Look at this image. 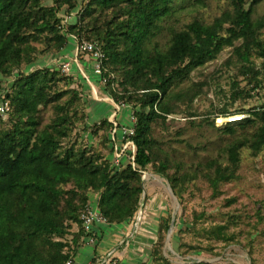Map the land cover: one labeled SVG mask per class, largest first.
Returning a JSON list of instances; mask_svg holds the SVG:
<instances>
[{"label": "trees", "instance_id": "obj_1", "mask_svg": "<svg viewBox=\"0 0 264 264\" xmlns=\"http://www.w3.org/2000/svg\"><path fill=\"white\" fill-rule=\"evenodd\" d=\"M52 1L47 5L46 0H0V76L12 79L9 86L4 84L10 94L0 98V103L7 99L10 104L8 119L0 116V264H74L87 237L82 216L92 196H99V210L112 227L136 222L148 200L144 175L149 168L182 199L198 173L208 175L216 193L221 183L238 178L245 150L253 157L264 151V106L260 111L228 112L264 84V64L263 70L256 66V59L264 58V16L257 15V6L264 0H217L228 2L229 7L211 22L195 18L184 26L178 14L201 12L207 0ZM192 2L203 7L192 8ZM65 8H79L74 24L59 17ZM104 15L110 17L100 22L98 16ZM69 37L77 46L88 42L102 47L106 91L134 109L131 159L123 168L92 149L66 145L87 112L76 89H60L67 80L61 69L25 71L39 62L40 55L62 54ZM226 48H233L230 63L247 84L241 89L235 78L232 104L218 110L223 113L219 117L244 111L253 118L226 124L223 157L188 166L163 148L155 128L166 126L172 115L196 116L192 105L184 101L192 103L206 90L199 84L185 92L181 87ZM97 82L102 83L98 77ZM49 107L55 116L44 124V109ZM188 124L214 126L215 121ZM118 129L108 118L101 120L99 130L114 154L116 144L108 136ZM158 225L152 264H173L164 254L169 224L159 221ZM207 235L235 241L228 225L216 226ZM91 264H103V260Z\"/></svg>", "mask_w": 264, "mask_h": 264}, {"label": "rangeland", "instance_id": "obj_2", "mask_svg": "<svg viewBox=\"0 0 264 264\" xmlns=\"http://www.w3.org/2000/svg\"><path fill=\"white\" fill-rule=\"evenodd\" d=\"M46 1L47 5L53 4L52 0ZM207 2L208 6L201 12L189 14L181 11L178 14L180 25L184 26L195 18L211 22L229 7L226 1L207 0ZM189 6L197 9L203 7V4L198 5L192 2ZM78 12L79 8L73 11L65 8L60 11L59 17L66 24H74L77 21ZM257 15L264 16V3L257 6ZM104 17L108 18L110 15L98 16L99 21L103 22ZM77 47L74 39L69 37L67 48L69 51L65 56L40 55L39 62H36L38 65L35 64L32 69L25 68V71L30 72L36 68L47 67L60 70L61 58L69 60L72 71L69 75L61 71L67 80L60 83V89L67 87L76 89L86 104L87 117L77 125L78 127L66 141V145L92 149L96 155L112 161L114 151L111 145L104 141L103 132L99 130L101 120L106 118L113 120L110 118L116 117L114 123L119 125L117 132L119 134L121 130L122 134L123 128L130 129L135 124L134 109L131 105H124L112 98L106 91L104 83L96 81L93 83L94 86L89 83L86 85V82L78 78L77 74H82L81 72L87 68L86 65L91 67L92 62L90 58L83 55L77 56L76 51L72 52L71 49L77 50ZM232 52L233 48H226L218 59L198 69L189 80L183 83L181 90L184 92L196 84L200 85L199 88L206 90L205 94L197 96L192 103L189 100L184 101L192 105L196 116L172 115L168 118L166 126L160 125L155 128V135L163 148L188 166L207 158L224 155V146L228 140L224 134L227 123L222 119L223 117H219V114L223 116V113L218 110L232 104V84L235 78L238 79L241 89H245L247 84L244 77L239 75L237 67L230 63ZM263 64L264 58L256 59V66L259 69H262ZM262 73L264 75V70ZM69 79L72 81L67 85L66 83L70 82ZM1 80L3 85L6 83L9 86L12 79L8 80L0 76ZM8 86L4 85L2 88L0 86V98L10 94L11 89ZM251 96L235 102L228 112H237L236 110L241 109L251 112L255 109L260 111L264 106V84L252 91ZM95 98L107 101L108 105L94 104L93 102H97ZM96 113L98 117L93 116ZM240 114L244 115V120L253 118L250 112L243 111ZM0 116L5 121L8 119L7 114L0 113ZM54 116L53 107L44 109L42 116L44 124H49ZM205 119L215 121V125L204 124L193 128L188 124L191 120ZM197 176V180L189 186L187 193L179 199L168 181L149 168L144 175V180L150 207L147 211L143 210L142 214L139 213L136 222L130 227H121L118 230V240L111 241L113 243L108 246L109 250L106 253L95 252L93 260L98 262L107 258L110 263L115 261L116 264H152V248L155 243H158V224L159 221H165L169 224V230L166 235L164 254L173 264L199 262L264 264V151L259 157H253L249 151L245 150L238 178L221 183L216 193L207 178L208 175L198 173ZM145 219L147 223L144 225ZM219 225L230 227V232L235 236L234 243L208 237L207 232ZM114 230L110 227L97 231L98 239L101 233L104 232L105 236L109 232L114 233ZM101 241L99 243L98 240L97 251ZM87 243L93 247L89 241ZM114 243L117 246L115 247L117 258L114 251H110ZM249 252H252V255H249ZM138 259L141 261L138 262Z\"/></svg>", "mask_w": 264, "mask_h": 264}, {"label": "built area", "instance_id": "obj_3", "mask_svg": "<svg viewBox=\"0 0 264 264\" xmlns=\"http://www.w3.org/2000/svg\"><path fill=\"white\" fill-rule=\"evenodd\" d=\"M77 56L85 55L87 58L91 59L92 62V71L95 76H97L102 83H106V79L103 75V63L105 60V54L102 51V47L98 43H88L85 42L77 47ZM84 56V57H85ZM61 70L64 74L69 75L72 71V64L70 62H63L61 64ZM10 109V104L7 99H3L0 103V113L1 114H8V111ZM226 123H235L238 121H241L244 119L243 114H229L227 116H224L222 118ZM136 119H134V122ZM220 121V120H219ZM135 132L134 126L130 129L123 128L122 136L118 140L123 144L121 148H118L115 145V157L112 160L114 163V166L116 168H123L124 163H126L129 159H131L130 154L125 155L126 151H129L132 148V144L130 142V136H132ZM118 132H112L110 135V138L114 141L117 139ZM129 149V150H128ZM126 159V161H124ZM98 200L99 197L96 198V200H92L90 207L87 209V211L82 216V223L83 227L87 234V242L89 241L90 244L93 245V248H96V245L98 243V229L100 227H106L110 228L112 227L111 224L102 216L99 207H98ZM110 263L109 259H105L103 261V264ZM68 264H72V262H69ZM110 264H116V262H112Z\"/></svg>", "mask_w": 264, "mask_h": 264}, {"label": "crops", "instance_id": "obj_4", "mask_svg": "<svg viewBox=\"0 0 264 264\" xmlns=\"http://www.w3.org/2000/svg\"><path fill=\"white\" fill-rule=\"evenodd\" d=\"M72 50V52H74V51H76V50H74V49H71ZM68 51H69V49H67V50H65L62 54H60V55H58L57 57H59V56H65L67 53H68ZM77 52V51H76ZM69 53H71V52H69ZM69 60H64L63 58H61V60L59 61V62H61V63H63V62H68ZM36 65H38V64H36ZM86 69H84L81 73L83 74H77L78 75V78L80 79V80H82L84 83L86 82V85H88V83L91 85H93V83L94 82H96L97 81V77L94 75V73H93V71H92V66L91 67H89L88 65H86ZM94 86V85H93ZM95 88V87H94ZM95 99H97V102H93L94 104H100V105H108V102L107 101H103V100H101V98H95ZM95 101V100H94ZM115 113H117V112H115ZM92 114H93V112H92ZM93 116H95V117H98V115H97V113L96 114H94ZM115 118L116 117H113V118H110V119H113V120H111V121H113V122H116V120H115ZM118 136H119V138H121V136H122V134H121V130L119 131V134H117V139H116V141H115V144H116V146L118 147V148H121V145H123L119 140H118ZM114 157H115V154L113 155V157H112V160L114 159ZM97 197H99V196H97V195H93L92 196V200H96V198ZM146 204V201H145V203H144V211H147L148 210V207H150V205H149V203L147 202V204ZM133 223H135V221L133 220V221H131V223H126V224H123V225H119V226H116V225H113V227H112V229H115L114 231V233H111V232H109V233H107L105 236H104V232L103 233H101V235H100V239H102V241L100 240V239H98L99 240V243H100V241H101V244H100V248H99V251H97V252H100V253H106L107 252V250H109V249H107L108 248V246L109 245H111V243H113V242H111V241H117L118 240V233H119V229L122 227V228H124V227H130V225L131 224H133ZM147 223V221H146V219H145V221H144V225ZM101 229H104V230H106V228H104V227H100L99 228V230L98 231H100ZM87 237H84L83 238V245H82V247L80 248V250H79V255L77 256V258H76V260H75V263L74 264H91V262H92V260H93V257H94V255L96 254L95 253V249L91 246V245H89L88 243H87ZM115 245L112 247V248H110V251H114V255L116 256V258H117V251L115 250V247H117L116 246V243H114ZM102 248V249H101ZM109 251V252H110ZM138 262H140L141 261V259H138L137 260Z\"/></svg>", "mask_w": 264, "mask_h": 264}, {"label": "water", "instance_id": "obj_5", "mask_svg": "<svg viewBox=\"0 0 264 264\" xmlns=\"http://www.w3.org/2000/svg\"><path fill=\"white\" fill-rule=\"evenodd\" d=\"M145 203V202H144ZM143 210H144V204H143V206H142V208H141V210H140V214H142V212H143Z\"/></svg>", "mask_w": 264, "mask_h": 264}]
</instances>
